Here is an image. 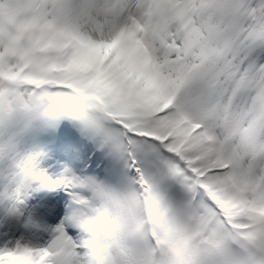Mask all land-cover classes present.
I'll list each match as a JSON object with an SVG mask.
<instances>
[{"label":"snow or ice","instance_id":"snow-or-ice-1","mask_svg":"<svg viewBox=\"0 0 264 264\" xmlns=\"http://www.w3.org/2000/svg\"><path fill=\"white\" fill-rule=\"evenodd\" d=\"M0 264H264V0H0Z\"/></svg>","mask_w":264,"mask_h":264}]
</instances>
